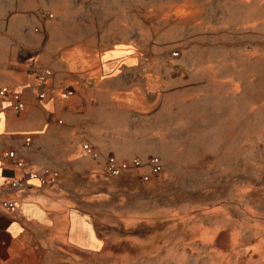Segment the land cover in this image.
Masks as SVG:
<instances>
[{"label":"crops","instance_id":"crops-1","mask_svg":"<svg viewBox=\"0 0 264 264\" xmlns=\"http://www.w3.org/2000/svg\"><path fill=\"white\" fill-rule=\"evenodd\" d=\"M60 1L66 0H0V87L7 90L0 95V264L128 260L123 247L142 241L128 234L126 219L115 223L114 208L105 204L114 193L104 188L105 159H144L149 152H138V143L176 133L187 118H179L178 101L191 104L198 95L192 88L179 95L186 79L171 59L115 43L96 15L80 9L70 28ZM32 60L52 72L44 98ZM16 94L23 110L12 106ZM86 141L98 158L84 151ZM46 168L57 173L56 183L8 185ZM8 200L16 210L6 208Z\"/></svg>","mask_w":264,"mask_h":264},{"label":"rangeland","instance_id":"rangeland-1","mask_svg":"<svg viewBox=\"0 0 264 264\" xmlns=\"http://www.w3.org/2000/svg\"><path fill=\"white\" fill-rule=\"evenodd\" d=\"M60 5L70 28L82 9L115 43L171 59L186 79L179 95L198 94L191 104L178 101L179 118H187L176 133L138 143V152H149L144 163L161 158L158 175L144 181L145 165L105 176L115 223L123 217L142 241L123 247L128 260L113 264H264V0ZM155 46L159 55L149 50Z\"/></svg>","mask_w":264,"mask_h":264},{"label":"built area","instance_id":"built-area-1","mask_svg":"<svg viewBox=\"0 0 264 264\" xmlns=\"http://www.w3.org/2000/svg\"><path fill=\"white\" fill-rule=\"evenodd\" d=\"M179 52H173V56H178ZM31 72L39 79L42 89L40 90L39 96L41 98H44L46 96V82L49 78V76L52 74L50 70H41L35 66V61H31ZM6 89L0 87V95L6 94ZM13 108L17 111L23 110L25 105L23 101H21L20 96L18 94L15 95V102L12 105ZM83 149L88 154L91 155L94 158H98L100 153L99 151L89 142L83 143ZM8 155L12 158L15 157L14 151H9ZM18 166L23 165V161L18 159L16 161ZM148 167V171L142 175V179L144 181L151 180L152 177L158 175L163 168V163L160 157L158 156H151L149 160L144 163L143 160L139 157L133 158L129 165L126 163H122L115 157L109 156L105 159L103 173L108 178H115L119 177L124 170L127 168H133V169H140L143 166ZM38 180L40 185L46 186V185H52L56 183L57 180V173L54 171H51L50 169L46 168L42 170L41 172H35V171H26L22 176L17 177L13 180H11L8 185L15 190H22L27 188L33 180ZM6 208H8L11 211L16 210L17 204L15 201L8 200L4 202Z\"/></svg>","mask_w":264,"mask_h":264}]
</instances>
